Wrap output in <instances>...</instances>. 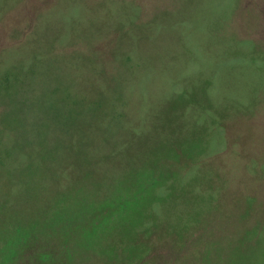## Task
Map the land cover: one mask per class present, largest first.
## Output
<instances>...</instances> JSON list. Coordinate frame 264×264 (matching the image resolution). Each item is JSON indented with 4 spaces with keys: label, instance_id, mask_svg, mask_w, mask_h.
<instances>
[{
    "label": "rangeland",
    "instance_id": "1",
    "mask_svg": "<svg viewBox=\"0 0 264 264\" xmlns=\"http://www.w3.org/2000/svg\"><path fill=\"white\" fill-rule=\"evenodd\" d=\"M0 264H264V0H0Z\"/></svg>",
    "mask_w": 264,
    "mask_h": 264
}]
</instances>
